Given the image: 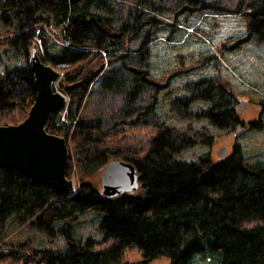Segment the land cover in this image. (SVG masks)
Masks as SVG:
<instances>
[{"label":"trees","instance_id":"1","mask_svg":"<svg viewBox=\"0 0 264 264\" xmlns=\"http://www.w3.org/2000/svg\"><path fill=\"white\" fill-rule=\"evenodd\" d=\"M179 3L175 7L182 12L240 15L249 36L264 42V0H238L235 7L205 0ZM0 11L4 53L25 61L5 64L0 72V113L27 111L32 105L36 88L28 57L36 44L42 62L65 69L57 83L67 97L63 119L56 125V113L50 114L45 129L69 140L79 171L76 190L59 194L0 169V264H146L160 256L169 264H264V161L245 162L238 145L216 161L209 154L176 160L182 150L210 146L214 139L190 127L179 131L156 113L159 94L175 75H154L149 62L158 30L173 25L158 17L168 12L166 5L153 0H0ZM50 26L58 28L63 42L56 53L48 44ZM97 81L100 88L94 92ZM185 88L187 94L169 103L180 121L196 116L226 132L242 126L225 82L206 76ZM93 95L104 102L118 99L120 105L99 106L85 115L82 105ZM197 101L205 107L192 113ZM68 160L66 175L72 172ZM119 160L133 165L136 188L105 196L93 179L106 183L109 164ZM89 211L106 214L102 236L76 238L73 225ZM25 225L49 239L63 236L66 248L30 252L25 243H8L10 231ZM125 252H138L142 260L125 262Z\"/></svg>","mask_w":264,"mask_h":264},{"label":"rangeland","instance_id":"2","mask_svg":"<svg viewBox=\"0 0 264 264\" xmlns=\"http://www.w3.org/2000/svg\"><path fill=\"white\" fill-rule=\"evenodd\" d=\"M153 1H161L168 7V12L164 16L158 15V17L173 25H163L158 30L150 49V67L153 74L156 73L154 75L164 71L175 74L169 85L159 94L156 113L165 124L175 127L179 131L190 127L193 131L203 130L214 139L210 146L198 145L182 150L175 156V159L190 161L200 155L209 154L212 160L216 161L221 159L218 156V151L223 146L226 147V155H228L232 147L238 145L245 162L264 161V42H257L249 36L245 22L240 15L215 10L202 13L189 12L188 10L182 12L181 7H175L176 4H180L179 0ZM205 1H217L229 7H235L238 0ZM58 31V28L54 26L48 27V44L52 47L51 53H56L58 47L60 48L63 44L62 40L57 37ZM3 34L4 28L0 23V37ZM133 46L134 43H131V47ZM4 49L5 46L0 44V72L5 64L13 67L24 64L25 61L22 57L7 58L8 55L4 53ZM178 57L181 58V61ZM55 70L60 73L59 81L65 69L64 71L63 69ZM206 76L219 78L227 84L233 93L237 103L236 110L242 121V126L236 128V130H242L237 136H234L236 130L226 132V130L209 125L208 121L203 118L194 116L190 120L180 121L170 113V101L175 97L187 94L185 86L188 83L196 82ZM99 88L100 83L97 81L93 88L94 92ZM85 102L82 105L85 115H90L99 106H101L99 108H115L120 105L118 99L106 98L104 102L102 97L97 95H93ZM87 103L88 106H86ZM204 107L205 104L197 101L191 106V112H198L199 108ZM29 109L25 111V108L22 107L15 108L8 113H0V126L21 122L27 116ZM252 124L254 126H251ZM130 134L134 135L135 133L130 131ZM67 146L72 172L66 176L73 181L71 190H76L79 171L69 140ZM93 180L97 188L102 190L104 181H101L100 177H95ZM105 216L106 214L101 211H89L81 215L77 223L73 225L74 236L76 238L89 236L95 239L101 238L100 224ZM12 231L13 233L8 237V243H25L30 252L33 249L63 251L66 248V241L61 235L49 239L43 231L26 225L13 228L10 233ZM123 260L128 263H137L142 260V257L138 252H125ZM146 264H169V258L160 256Z\"/></svg>","mask_w":264,"mask_h":264},{"label":"water","instance_id":"3","mask_svg":"<svg viewBox=\"0 0 264 264\" xmlns=\"http://www.w3.org/2000/svg\"><path fill=\"white\" fill-rule=\"evenodd\" d=\"M28 63L36 95L21 122L0 126V169L12 170L61 194L73 188V181L66 176L68 146L62 136L47 132L45 124L52 113H56L55 124L61 122L66 96L56 88L60 73L40 60L34 45ZM241 132L237 129L234 136ZM218 156H226V147L218 151ZM106 175L108 181L102 188L105 196L136 188V172L129 162L112 161Z\"/></svg>","mask_w":264,"mask_h":264}]
</instances>
